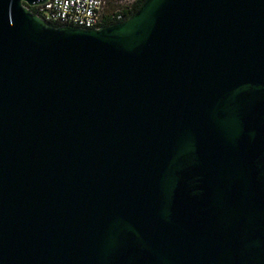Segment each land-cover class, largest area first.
<instances>
[{
    "label": "water",
    "instance_id": "water-1",
    "mask_svg": "<svg viewBox=\"0 0 264 264\" xmlns=\"http://www.w3.org/2000/svg\"><path fill=\"white\" fill-rule=\"evenodd\" d=\"M46 1L0 0V264H264V0Z\"/></svg>",
    "mask_w": 264,
    "mask_h": 264
},
{
    "label": "built area",
    "instance_id": "built-area-1",
    "mask_svg": "<svg viewBox=\"0 0 264 264\" xmlns=\"http://www.w3.org/2000/svg\"><path fill=\"white\" fill-rule=\"evenodd\" d=\"M136 0H47L31 7L46 22L53 25H74L99 28L107 20L122 21ZM107 9L109 11L107 12Z\"/></svg>",
    "mask_w": 264,
    "mask_h": 264
},
{
    "label": "trees",
    "instance_id": "trees-1",
    "mask_svg": "<svg viewBox=\"0 0 264 264\" xmlns=\"http://www.w3.org/2000/svg\"><path fill=\"white\" fill-rule=\"evenodd\" d=\"M142 1L143 0H136V2L132 6V9L130 11H128V13L126 14L125 18H127L131 13H133L139 7V5L141 4ZM32 11H35V10L32 8ZM110 23H113V21L112 20H107L105 22V25H108Z\"/></svg>",
    "mask_w": 264,
    "mask_h": 264
},
{
    "label": "rangeland",
    "instance_id": "rangeland-1",
    "mask_svg": "<svg viewBox=\"0 0 264 264\" xmlns=\"http://www.w3.org/2000/svg\"><path fill=\"white\" fill-rule=\"evenodd\" d=\"M132 1H134V0H132ZM109 11V9H107V12Z\"/></svg>",
    "mask_w": 264,
    "mask_h": 264
}]
</instances>
